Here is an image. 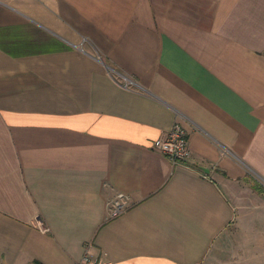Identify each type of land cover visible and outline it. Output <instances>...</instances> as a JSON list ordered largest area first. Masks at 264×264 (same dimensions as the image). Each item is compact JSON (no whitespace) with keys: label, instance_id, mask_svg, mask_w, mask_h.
Segmentation results:
<instances>
[{"label":"crops","instance_id":"obj_1","mask_svg":"<svg viewBox=\"0 0 264 264\" xmlns=\"http://www.w3.org/2000/svg\"><path fill=\"white\" fill-rule=\"evenodd\" d=\"M86 255L264 264V0H0V264Z\"/></svg>","mask_w":264,"mask_h":264},{"label":"built area","instance_id":"obj_2","mask_svg":"<svg viewBox=\"0 0 264 264\" xmlns=\"http://www.w3.org/2000/svg\"><path fill=\"white\" fill-rule=\"evenodd\" d=\"M151 150L166 156L173 164L185 163L190 157L189 137L185 129L176 123L169 132L158 138L151 144ZM112 203L111 216L118 217L122 213L123 204L120 200ZM78 264H101L92 260L88 255L84 256Z\"/></svg>","mask_w":264,"mask_h":264},{"label":"rangeland","instance_id":"obj_3","mask_svg":"<svg viewBox=\"0 0 264 264\" xmlns=\"http://www.w3.org/2000/svg\"><path fill=\"white\" fill-rule=\"evenodd\" d=\"M213 250H214V248L211 250V254H212Z\"/></svg>","mask_w":264,"mask_h":264}]
</instances>
